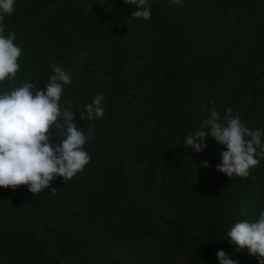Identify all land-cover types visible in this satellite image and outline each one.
<instances>
[{
    "label": "trees",
    "instance_id": "trees-1",
    "mask_svg": "<svg viewBox=\"0 0 264 264\" xmlns=\"http://www.w3.org/2000/svg\"><path fill=\"white\" fill-rule=\"evenodd\" d=\"M148 4L149 20L131 18L136 5L124 0H15L5 15V36L15 33L22 51L0 93L35 81L46 92L50 65L62 66L72 83L59 107L85 129L90 162L41 193L0 188V264H87L79 251L90 243L116 264L108 255L115 247L152 238L146 264H219L220 250L236 264H258L227 233L264 211V158L248 177L228 178L216 171L224 146L209 136L195 153L183 138L212 109L220 123L231 108L245 127L264 132V0ZM101 94L103 117L81 121L77 109ZM54 131L50 143L58 145L64 136L53 125L50 137ZM156 200L170 214L163 226L150 225Z\"/></svg>",
    "mask_w": 264,
    "mask_h": 264
},
{
    "label": "clouds",
    "instance_id": "clouds-1",
    "mask_svg": "<svg viewBox=\"0 0 264 264\" xmlns=\"http://www.w3.org/2000/svg\"><path fill=\"white\" fill-rule=\"evenodd\" d=\"M124 3L136 5L131 18L150 19L152 7L148 0H124ZM172 3L180 4L181 0H172ZM14 4L15 0H0V83L6 78L14 80L19 70L18 59L22 50L14 44L15 33L5 36L2 23L5 15L13 14ZM50 67L54 74L49 77L46 92L37 89L38 81H35L0 93V188L16 190L27 186L31 193H41L56 177L71 180L90 162L89 154L83 150L87 139L85 129H78L73 122L75 112L64 110L61 113L59 107L63 85L72 83L71 75L62 66L52 64ZM104 99L102 94L97 95L83 109H77L80 120L102 118ZM219 121L218 112L212 109L195 135L185 134L183 147L201 153L207 146L206 138L210 136L226 149L220 153L221 163L216 166V171L228 178H246L249 169L259 163L256 157L264 158V143L261 141L264 132L245 127L239 113L233 115L231 108L226 110L224 123ZM53 125L64 136L58 145L50 143V139L56 137V131L51 137L49 135ZM205 128L209 130L205 131ZM88 131L90 133L92 129ZM200 166L207 168L210 165L202 161ZM55 191L53 189L52 194ZM227 236V240L237 246L236 251L248 249L250 255L257 257L258 264H264V211L255 222H237ZM216 255L219 264H236L223 250Z\"/></svg>",
    "mask_w": 264,
    "mask_h": 264
},
{
    "label": "rangeland",
    "instance_id": "rangeland-1",
    "mask_svg": "<svg viewBox=\"0 0 264 264\" xmlns=\"http://www.w3.org/2000/svg\"><path fill=\"white\" fill-rule=\"evenodd\" d=\"M199 127V126H197ZM124 156H126L124 154ZM160 182L159 175L156 177L155 184L158 185ZM150 225H153L155 222L160 223L161 226L165 225L167 219L170 214L167 210H165L164 202L156 200L150 205ZM51 240V238H49ZM130 242V241H129ZM136 245L133 244L131 247H127L122 249L121 245H118L114 248L113 251L109 252V257L116 262V264H146L147 256L156 250L157 242L154 238L151 240L139 239L138 241H134ZM131 244V243H130ZM87 245V244H86ZM85 244H81L80 248V257L88 256L89 259L87 264H106V250L100 245H94L90 243L89 247H86ZM65 259L60 260V264H69Z\"/></svg>",
    "mask_w": 264,
    "mask_h": 264
}]
</instances>
